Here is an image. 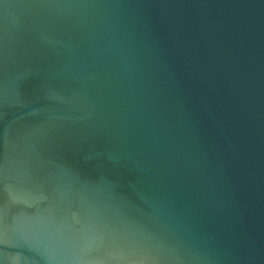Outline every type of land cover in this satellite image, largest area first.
<instances>
[{
    "label": "water",
    "instance_id": "1",
    "mask_svg": "<svg viewBox=\"0 0 264 264\" xmlns=\"http://www.w3.org/2000/svg\"><path fill=\"white\" fill-rule=\"evenodd\" d=\"M0 264H264V0H0Z\"/></svg>",
    "mask_w": 264,
    "mask_h": 264
}]
</instances>
